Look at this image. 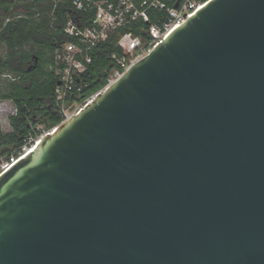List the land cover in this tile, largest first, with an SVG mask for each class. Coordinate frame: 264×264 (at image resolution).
Segmentation results:
<instances>
[{
    "label": "water",
    "instance_id": "water-1",
    "mask_svg": "<svg viewBox=\"0 0 264 264\" xmlns=\"http://www.w3.org/2000/svg\"><path fill=\"white\" fill-rule=\"evenodd\" d=\"M0 264H264V0L208 1L1 171Z\"/></svg>",
    "mask_w": 264,
    "mask_h": 264
},
{
    "label": "trees",
    "instance_id": "trees-1",
    "mask_svg": "<svg viewBox=\"0 0 264 264\" xmlns=\"http://www.w3.org/2000/svg\"><path fill=\"white\" fill-rule=\"evenodd\" d=\"M90 15L92 12L75 10L71 0H59L55 6L52 0H0V77L13 75L11 81L0 83V99H9L15 108L8 118L11 131L0 128V161L17 157L32 144L41 133L33 129L36 123L48 129L60 122L59 115L52 113L57 82L51 68L53 53L71 40L62 31L68 16L81 25ZM112 50L110 42L89 50L92 62L79 77L86 83L84 95L107 83Z\"/></svg>",
    "mask_w": 264,
    "mask_h": 264
},
{
    "label": "built area",
    "instance_id": "built-area-1",
    "mask_svg": "<svg viewBox=\"0 0 264 264\" xmlns=\"http://www.w3.org/2000/svg\"><path fill=\"white\" fill-rule=\"evenodd\" d=\"M59 0H52L53 6ZM210 0H71L72 7L82 12H92L86 24L68 16L63 33L71 40L54 50L51 68L57 81L54 89L53 109L60 123L67 121L89 104L97 94L131 65L148 55L169 34L193 16ZM113 37H115L113 39ZM110 42L113 50L109 54L112 67L105 86L88 95L83 94L86 83L79 79L92 57L89 50L100 43ZM40 134H50L57 125ZM36 142V139H34ZM31 147V144L29 145ZM23 148L17 157L2 163L5 170L28 150Z\"/></svg>",
    "mask_w": 264,
    "mask_h": 264
},
{
    "label": "rangeland",
    "instance_id": "rangeland-1",
    "mask_svg": "<svg viewBox=\"0 0 264 264\" xmlns=\"http://www.w3.org/2000/svg\"><path fill=\"white\" fill-rule=\"evenodd\" d=\"M13 76V75H11ZM11 76L6 75V76H1V82L2 84H5L4 82H9L11 81ZM13 113H15V108L13 103L9 100V99H0V128L2 129V131L4 132H10L11 131V127L8 123V118L10 115H12ZM44 128L43 124L41 123H36L33 126V129H40L42 131V129ZM41 134V133H40ZM40 134L36 137V140L40 137ZM35 142L33 141L32 144H34ZM31 144V145H32ZM28 148H30L28 146ZM19 156V154H18ZM5 162V160L0 161V168L2 163Z\"/></svg>",
    "mask_w": 264,
    "mask_h": 264
},
{
    "label": "flooded vegetation",
    "instance_id": "flooded-vegetation-1",
    "mask_svg": "<svg viewBox=\"0 0 264 264\" xmlns=\"http://www.w3.org/2000/svg\"><path fill=\"white\" fill-rule=\"evenodd\" d=\"M52 113H53L54 115H56V114H57L56 110H55V109H53V108H52ZM41 118H42V116H41Z\"/></svg>",
    "mask_w": 264,
    "mask_h": 264
},
{
    "label": "bare ground",
    "instance_id": "bare-ground-1",
    "mask_svg": "<svg viewBox=\"0 0 264 264\" xmlns=\"http://www.w3.org/2000/svg\"><path fill=\"white\" fill-rule=\"evenodd\" d=\"M31 146H33V144Z\"/></svg>",
    "mask_w": 264,
    "mask_h": 264
}]
</instances>
